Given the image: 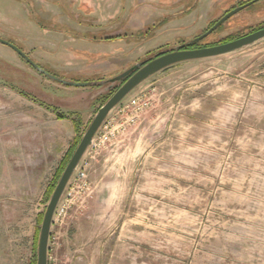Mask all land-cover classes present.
<instances>
[{
  "label": "rangeland",
  "instance_id": "1",
  "mask_svg": "<svg viewBox=\"0 0 264 264\" xmlns=\"http://www.w3.org/2000/svg\"><path fill=\"white\" fill-rule=\"evenodd\" d=\"M249 1L0 0V37L53 75L101 81ZM263 27L258 0L203 43ZM104 87L62 84L0 42V264H31L74 121L83 136ZM142 91L152 105L91 156L89 187L53 222L49 264H264V38L176 64L126 100Z\"/></svg>",
  "mask_w": 264,
  "mask_h": 264
},
{
  "label": "water",
  "instance_id": "2",
  "mask_svg": "<svg viewBox=\"0 0 264 264\" xmlns=\"http://www.w3.org/2000/svg\"><path fill=\"white\" fill-rule=\"evenodd\" d=\"M258 0H251L243 5H239L234 7L226 14H224L219 20L215 22L207 31L202 33L201 35L195 37L194 39L178 45L176 47L159 51L154 56L144 59L142 61L137 62L135 65L130 67L129 69L119 73L116 76L111 78L101 80V81H72L67 80L56 75L49 73L44 70L42 67L37 65L20 47L16 44L0 37V42L6 44L16 50L21 56H23L33 67L38 69L40 72L46 74L48 77L68 86H87V85H105L104 91L112 90L116 86L119 85L120 82L124 81L117 90L113 93V95L99 108L92 122L86 129L83 134L77 148L75 149L70 161L68 162L66 168L64 169L52 195L47 204L41 229L38 240L37 247V264H49V243L51 237V230L54 222L55 213L57 207L64 196V193L79 168L81 162L85 158L88 149L96 137L98 132L101 129L102 124L108 118V116L112 113V111L121 104L126 97L134 91L137 87H139L146 80L154 76L155 74L166 70L176 64L206 59L211 57L222 56L226 54H230L251 46L258 42L259 40L264 38V27L260 28L256 31L250 32L244 36L239 38L214 44L210 46L203 47H195L190 48L196 42H199L214 31H216L225 21L231 18L233 15L238 13L239 11L247 8Z\"/></svg>",
  "mask_w": 264,
  "mask_h": 264
},
{
  "label": "built area",
  "instance_id": "3",
  "mask_svg": "<svg viewBox=\"0 0 264 264\" xmlns=\"http://www.w3.org/2000/svg\"><path fill=\"white\" fill-rule=\"evenodd\" d=\"M152 102L149 93L142 91L139 94L124 100L112 111L102 124L101 129L93 139L85 158L72 177L64 196L57 207L54 221L61 223L64 222L69 209L75 202L76 195H78L80 191L89 187L87 165L91 156L97 154L104 146L112 142L124 132L127 129L128 124L138 119L139 115L152 105ZM123 117H125V120Z\"/></svg>",
  "mask_w": 264,
  "mask_h": 264
},
{
  "label": "trees",
  "instance_id": "4",
  "mask_svg": "<svg viewBox=\"0 0 264 264\" xmlns=\"http://www.w3.org/2000/svg\"><path fill=\"white\" fill-rule=\"evenodd\" d=\"M228 11H229V10H227L225 13H227ZM219 28H220V27H219ZM219 28H218V29H219ZM112 38H117V36H115V37H114V36H113V37H110V39H112ZM206 38H207V37H206ZM206 38L203 39V40H201V41H199V42L194 43V44L191 45L190 47L192 48V47H200V46H210V45L219 44V43H222V42H227V41H230V40L233 39V38L229 37V38H226V39H224V40H222V41H220V42L203 43L204 40H206ZM54 75H55V74H54ZM56 76H58V75H56ZM58 77H59V76H58ZM118 87H119V86H116L114 89H116V88H118ZM114 89H112V90H114ZM112 90H111V91H112ZM59 117H60V118H65L66 116H65L63 113H59ZM74 125H75V127L77 128V130H79L78 137H77V139H76V141H75L74 147L71 148V149L68 151V153L65 155L64 159L62 160L60 166L58 167V169H57V171H56V174H55V176H54L53 182H52V184L48 187V190H47V197H50V196L52 195V193H53V191H54V189H55V187H56V185H57V183H58V181H59V179H60V177H61V175H62L64 169H65V167L67 166V164H68L70 158L72 157V154H73V152H74V149L76 148V146L78 145V143H79V141H80V139H81L82 133L80 132V126H79V123H78L76 120L74 121ZM43 216H44V213H41L40 216H39V220H38V222H39L40 224H41L42 221H43ZM39 231H40V228L38 227V229H37V231H36V233H35V239H34V245H33V259H32V261H31V264H37V242H38Z\"/></svg>",
  "mask_w": 264,
  "mask_h": 264
},
{
  "label": "crops",
  "instance_id": "5",
  "mask_svg": "<svg viewBox=\"0 0 264 264\" xmlns=\"http://www.w3.org/2000/svg\"><path fill=\"white\" fill-rule=\"evenodd\" d=\"M132 1V0H131ZM132 13H134V10H133V8H132V11H131ZM129 13H126L124 16L126 17V21H127V19H128V17H129ZM160 16V15H159Z\"/></svg>",
  "mask_w": 264,
  "mask_h": 264
},
{
  "label": "flooded vegetation",
  "instance_id": "6",
  "mask_svg": "<svg viewBox=\"0 0 264 264\" xmlns=\"http://www.w3.org/2000/svg\"><path fill=\"white\" fill-rule=\"evenodd\" d=\"M190 48H191V47H190ZM192 48H195V47H192ZM124 81H126V79H124V80L122 81V83H123ZM122 83H121V84H122ZM116 90H117V88L114 90V92H115Z\"/></svg>",
  "mask_w": 264,
  "mask_h": 264
}]
</instances>
